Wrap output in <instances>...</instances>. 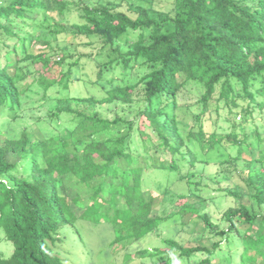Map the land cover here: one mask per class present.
<instances>
[{
	"label": "trees",
	"instance_id": "16d2710c",
	"mask_svg": "<svg viewBox=\"0 0 264 264\" xmlns=\"http://www.w3.org/2000/svg\"><path fill=\"white\" fill-rule=\"evenodd\" d=\"M54 1L0 0V111L17 117L35 84L43 97L69 89L87 73L83 59L94 61L95 77L81 80L89 93L54 97L48 124L59 130L66 119L69 136L24 128L0 141V226L13 244L0 264H69L66 230L79 231V220L110 222L113 244L126 250L164 222L193 232L187 216L203 233L140 246L143 264H264V131L241 125L264 111V0ZM72 12L68 32L81 51L65 68L66 56L36 47L34 31L53 21L52 33H64ZM22 64L33 69L26 86ZM117 73L125 81L106 87ZM188 84L199 95L184 105ZM214 114L231 126L211 129ZM211 166L217 191L235 200L219 221L207 210ZM219 175L233 184L220 185ZM69 183L87 197L71 196ZM169 193L179 211L156 213Z\"/></svg>",
	"mask_w": 264,
	"mask_h": 264
},
{
	"label": "rangeland",
	"instance_id": "374dc122",
	"mask_svg": "<svg viewBox=\"0 0 264 264\" xmlns=\"http://www.w3.org/2000/svg\"><path fill=\"white\" fill-rule=\"evenodd\" d=\"M48 7L53 8L56 5L54 0H45ZM75 12V11H74ZM72 12L69 14L68 19H63L66 24V31L61 34L52 33L55 30L54 22L51 21V25L44 29H35V35L38 36L39 41L36 43V47H44L49 53L53 55V57L57 58L60 55L66 56L65 68L70 65L71 62L74 61L75 56L81 51L76 44H74L69 36V29L71 27V23L78 18V12ZM58 19L57 13H54ZM94 51V50H93ZM74 55V57H73ZM96 59H100L105 61L109 58V52H104L101 55H97ZM82 65H84L85 75L79 74L77 72L75 76L78 75L79 79H75L71 85V87L67 90L52 88L48 91L47 97H43V90L35 84L33 86V90H29V96L26 101L23 103L22 108H20L17 112V117L12 116L10 113L4 114L0 111V128L4 133L0 136V141H3L4 138H16L20 135L24 128L34 132L38 137L46 135L50 131H60L62 135L69 136V131L67 130L68 123L66 119L60 121V125L62 128L59 130L53 126L56 124H48L47 118L49 117L50 109L52 108V102L54 101V97H58L61 95L68 94H76L79 92L86 93L91 91L89 88H82L81 80L83 77H88L92 75L95 77V63L89 59H83ZM22 83L24 86L30 82V75L33 69L29 65L22 64ZM120 74L117 73L115 77V81L112 83L106 82L105 86L110 87L113 85L121 84L125 80H120ZM130 77V76H129ZM81 84V85H80ZM104 86V87H105ZM94 91V90H93ZM95 93H98L99 90H95ZM93 92V93H94ZM198 89L192 84H188L185 91H183V95L181 97L182 104H190L194 103L198 97ZM224 113V111H223ZM237 122L244 121V116L241 113H238L236 116ZM6 122L5 127H3L2 123ZM192 123V122H191ZM245 127L244 130L254 133L256 128L258 127L260 130L264 131V111L257 112L253 118H248L247 121L241 124ZM231 126L228 121H226L223 117L213 115L211 119V123H209V127L211 129H218L219 131L227 130ZM52 127V128H51ZM122 165H125L122 162ZM216 166H211L207 169V173L211 176L204 182L207 183L208 187L211 188V193H213V199L209 200L207 210L211 213L214 221H219L222 217V212L228 208L229 206L235 204V200L232 197L224 196L220 194L216 188L219 187V182L215 181L217 177L215 174L217 172ZM233 171L230 168V174ZM220 176V175H219ZM220 179V185L226 186L233 184V180H225L222 178V175L218 177ZM68 186V185H67ZM66 191L74 196L76 194L83 195L87 197V189L71 185L67 187ZM172 192V191H171ZM174 198V199H173ZM176 197L171 196V194H167L165 198L161 195L157 198V207L155 212H161L163 215H172L175 212L179 211V207L175 203ZM192 220L195 223V227L193 232H189L188 228H183L182 221L179 222H164L162 227L145 239L143 242H131L128 244V248L123 249V245L126 244H113V241L116 239V231L113 225L110 222H94L88 220H79L77 222V227L79 231L68 228L66 232H68V238L71 246V250H69L68 259L69 264H119V261H123L124 254L128 252L133 253V259L129 260L127 264H138L142 263L139 259L138 248L149 247L153 248L156 245L161 244V239L163 237H177L184 241H191L196 239L201 235L202 232V224L197 216H187L184 218L185 221ZM204 236H206L204 234ZM13 252V244L10 238L7 236L5 231V222L0 226V255L4 257H8ZM122 258V259H121ZM219 259H215L218 262ZM143 264V263H142ZM145 264H147L145 260Z\"/></svg>",
	"mask_w": 264,
	"mask_h": 264
}]
</instances>
